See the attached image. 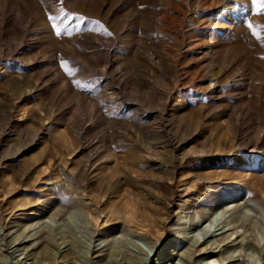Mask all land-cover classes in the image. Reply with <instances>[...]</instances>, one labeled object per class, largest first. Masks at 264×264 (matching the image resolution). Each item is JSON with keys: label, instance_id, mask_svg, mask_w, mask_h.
<instances>
[{"label": "rangeland", "instance_id": "obj_1", "mask_svg": "<svg viewBox=\"0 0 264 264\" xmlns=\"http://www.w3.org/2000/svg\"><path fill=\"white\" fill-rule=\"evenodd\" d=\"M173 251L264 264V7L0 0V264Z\"/></svg>", "mask_w": 264, "mask_h": 264}, {"label": "bare ground", "instance_id": "obj_2", "mask_svg": "<svg viewBox=\"0 0 264 264\" xmlns=\"http://www.w3.org/2000/svg\"><path fill=\"white\" fill-rule=\"evenodd\" d=\"M204 242V241H203ZM255 249V248H254ZM176 253H175V251H173L171 254L170 253H165V257L164 258H162V257H160L159 259H158V264H175L174 262H173V260H175V258H173L174 256H176L175 255ZM162 256V255H161ZM180 258L181 259H184L185 261H187L189 264H191L190 263V257H189V259L185 256V255H180ZM261 258H264V253L261 255ZM151 261V258H149V256H146V262H144V263H142V264H149V262ZM103 264H113V263H109V262H104ZM210 264V263H209Z\"/></svg>", "mask_w": 264, "mask_h": 264}, {"label": "snow or ice", "instance_id": "obj_3", "mask_svg": "<svg viewBox=\"0 0 264 264\" xmlns=\"http://www.w3.org/2000/svg\"><path fill=\"white\" fill-rule=\"evenodd\" d=\"M253 2L260 4L262 7H264V0H253ZM56 35H60L59 29H56Z\"/></svg>", "mask_w": 264, "mask_h": 264}]
</instances>
